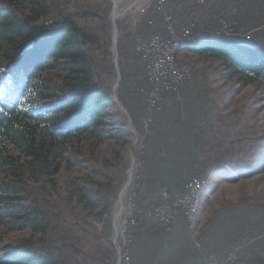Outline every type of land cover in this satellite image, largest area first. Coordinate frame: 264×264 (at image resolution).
I'll list each match as a JSON object with an SVG mask.
<instances>
[{"label": "rangeland", "instance_id": "1", "mask_svg": "<svg viewBox=\"0 0 264 264\" xmlns=\"http://www.w3.org/2000/svg\"><path fill=\"white\" fill-rule=\"evenodd\" d=\"M50 1L52 16L48 22L71 19L95 40V45L88 46V54L92 56L94 69L102 73L113 102V109L107 118V129L114 135L122 121L126 123L122 130L130 135L112 138L103 143L83 139L80 144H75L72 154H76L81 163L74 165L63 161L56 179V189L30 182L27 188L28 198L31 204L39 208L41 219L43 216L47 217L44 223L47 227L46 233L31 229L6 233L3 234L2 245L28 242L39 253H51L58 264H117L119 258L115 245V228L119 222L116 216L121 213L128 201L136 170L134 161L141 159H137L135 154L139 146L136 134L144 135L140 124L144 114L135 115L125 106L124 97L131 95L125 92L126 90L136 91L137 84L144 87L147 80L145 69L134 51L135 36H139L140 29H144L148 23L147 12L154 10L150 20H155L159 26L163 25L162 18L166 13L176 19L179 27L196 22L195 33L216 32L219 20L228 19L231 20V27L236 36L234 39L250 44H255L254 37L259 31H264V26L258 25L248 31L238 29L240 28V25L237 26L240 15L238 6L241 0H202V4L193 12L203 10L212 14L205 20H201L199 15L193 18L194 15L190 13L192 11L190 3L198 0ZM116 7L120 16L113 21ZM254 9L257 12L252 15L264 20V6ZM133 19L138 22L136 27L130 24ZM244 35H249L250 40L244 39L245 37H242ZM207 36L209 35L197 38ZM120 40H124L123 46L126 48L121 53L118 48ZM259 47L264 48V44ZM126 56H131V60L127 61ZM178 60L194 71V80L203 82L210 101L207 122L203 125L200 135L195 137V146L191 150L194 156L203 155L202 162L206 163L204 169L212 167L213 170L208 180L203 181L202 193L204 195L206 191L212 195V199L207 198V201L202 199L201 209L206 205L205 211L216 215L230 209V206L241 204L243 210L253 206L264 215V169L258 165L259 153L256 152L260 139L264 137V91L255 84L241 87L237 79L225 78L222 61L209 53L190 56L187 62L184 59ZM115 87L119 101L131 119L130 125L128 117L114 102ZM142 90L138 87L139 97H142L143 101ZM160 127L154 118V124L146 138L147 147L144 154L146 162L148 154L151 156L152 136L157 134L160 140L168 139V136H165L166 131L156 133ZM255 167L256 174L249 177L243 175L247 172L245 168ZM131 176L132 182L127 187ZM126 187L121 202V194ZM70 190L99 192L105 201L93 197L86 207L79 202L77 196H70ZM103 211L105 214L100 216V212ZM193 225L198 226L199 219ZM129 231L131 233V228ZM240 248L241 250L236 249L239 254L243 247Z\"/></svg>", "mask_w": 264, "mask_h": 264}, {"label": "trees", "instance_id": "2", "mask_svg": "<svg viewBox=\"0 0 264 264\" xmlns=\"http://www.w3.org/2000/svg\"><path fill=\"white\" fill-rule=\"evenodd\" d=\"M153 11L147 12L146 20L150 21ZM51 16L50 0H0V264H58L51 253H39L28 242L2 245L6 233L26 229L46 233L47 217L41 219L39 208L31 204L29 183L56 189L63 161L81 163L72 154L75 144L130 135L122 130L126 125L122 121L114 135L107 129L113 102L88 54L95 40L71 19L48 22ZM186 25L190 23L182 26ZM123 41L118 45L120 53L126 50ZM192 43L181 50L210 53L222 61L225 78L237 79L241 87L255 84L264 91V48L210 35ZM136 151L137 159H145L140 146ZM256 152L258 165L264 169V137ZM202 158V154L195 155L191 167L194 176L206 182L213 170L204 169ZM146 169L145 161L135 170L132 188L138 210L131 229L151 223L143 215L156 195L146 198L142 192ZM245 169L244 176L257 173L256 167ZM70 191L86 207L93 197L105 201L99 192ZM230 207L226 211L242 208L241 204ZM153 222L163 228L161 221Z\"/></svg>", "mask_w": 264, "mask_h": 264}, {"label": "crops", "instance_id": "3", "mask_svg": "<svg viewBox=\"0 0 264 264\" xmlns=\"http://www.w3.org/2000/svg\"><path fill=\"white\" fill-rule=\"evenodd\" d=\"M201 1L190 3V13L194 15L193 18L199 15L201 20H205L209 12H193L202 4ZM262 6L264 0H241L238 6V29L248 31L258 25L264 26L262 18L252 15L257 12L254 8ZM157 32L164 34L163 25L159 26L157 23L151 28L146 25L144 29H140L138 35L145 41ZM234 38L227 37L228 40ZM254 38L256 45H263L264 31H259ZM198 39L201 38H195ZM192 42L189 44H193ZM198 54L200 53L183 49L178 52V59L187 62L188 57ZM129 60L131 56L128 57L127 61ZM202 83L201 80L195 79L186 84L178 95L165 97L160 110L155 112L158 113H154L155 122L161 125L156 133L166 131L165 136H168V139L160 140L157 134L152 136L151 156L148 154L144 183L141 184L146 198L157 195L163 187H168L172 194H179L183 191L185 183L194 175L191 167L194 155L191 150L195 146V137L200 135L209 115L208 91ZM138 87L140 90L146 89L147 84L145 83L144 87L137 84L136 91L126 90L125 92L131 95L124 97V104L135 115H143L146 113V107L142 97H139ZM210 183L209 181L208 184ZM207 198L212 199V195L205 191L202 199L207 201ZM148 202L144 204L148 205ZM205 209L206 205L202 206V209L200 207L201 212L199 211L191 225L183 216L177 217L171 231H165L159 222L146 223L140 229H131L130 248L133 264H199L211 255L224 258L236 249L241 250L240 247L243 249L237 264H264V215L257 207L251 206L250 211L242 208L230 211L225 209L216 215L209 214ZM198 219L199 225L194 226Z\"/></svg>", "mask_w": 264, "mask_h": 264}, {"label": "built area", "instance_id": "4", "mask_svg": "<svg viewBox=\"0 0 264 264\" xmlns=\"http://www.w3.org/2000/svg\"><path fill=\"white\" fill-rule=\"evenodd\" d=\"M234 13V12H233ZM136 27L138 22L133 19L130 23ZM148 27L156 26L155 20L147 23ZM196 22H191L189 26L179 27L176 19L171 14L163 17L164 34L153 33L148 40H142L135 36L134 51L139 56L142 66L146 72L147 88L142 90L144 95V105L146 113L140 119L144 135H137V142L140 146L141 156L146 152V138L154 124V113L160 110L161 103L167 96H176L180 90L194 79V71L182 66L180 62L173 58V50L181 40H194L202 35L215 37H236L231 27V20L220 19L219 28L216 32L195 33ZM244 39L250 40L249 35H244ZM144 159L134 161L136 171L143 166ZM203 183L199 177L192 176L184 185L183 191L179 194H172L168 187H163L153 198L147 210L144 212L146 222L161 221L165 231H171L173 223L177 217L183 216L191 225V215L194 213V204L197 188ZM136 191L130 188L128 201L117 218L119 224L115 228V243L117 245V264H131L130 228L135 223V215L138 210L136 203ZM240 258L238 250L229 253L220 259L211 256L200 264H236Z\"/></svg>", "mask_w": 264, "mask_h": 264}, {"label": "bare ground", "instance_id": "5", "mask_svg": "<svg viewBox=\"0 0 264 264\" xmlns=\"http://www.w3.org/2000/svg\"><path fill=\"white\" fill-rule=\"evenodd\" d=\"M116 6L118 7V1L116 2ZM117 7H116V9H115V12H114V14H113V19H115V18H117L118 16H120V13L118 12V9H117ZM218 38H220V37H218ZM221 39H227V37H225V38H221ZM192 41H197V40H181V41H179V43L177 44V46L175 47V50H173V58H175V59H177L178 60V52L181 50V48L183 47V46H185V45H188L190 42H192ZM179 61V60H178ZM180 62V64L182 65V66H185V67H188L189 68V66H187V65H185V64H183V63H181V61H179ZM126 189H127V187L124 189V191L122 192V194H121V198H120V201L123 199V197H124V194L126 193L125 191H126ZM203 191H204V183H202L201 185H199L198 186V188H197V194H196V199H195V204H194V213H193V215H191V223H193V222H195V220H196V218H197V215H198V213H199V211H200V207H201V204H202V193H203ZM122 202V201H121ZM118 216L119 215H117L116 216V218H118ZM115 245H116V243H115ZM116 247H117V245H116Z\"/></svg>", "mask_w": 264, "mask_h": 264}, {"label": "water", "instance_id": "6", "mask_svg": "<svg viewBox=\"0 0 264 264\" xmlns=\"http://www.w3.org/2000/svg\"><path fill=\"white\" fill-rule=\"evenodd\" d=\"M113 21H115L114 19H113ZM117 87V86H116ZM116 87L114 88V90H113V92H114V96H115V100H114V102L116 103V105L118 106V107H121V111L128 117V120H129V125L131 124V119H130V117H129V115H128V113H127V111L122 107V105H121V103H120V101H119V98H118V95H117V93H116ZM133 171V170H132ZM132 175V174H131ZM129 182H128V184H127V187L130 185V183L132 182V176L129 178Z\"/></svg>", "mask_w": 264, "mask_h": 264}]
</instances>
